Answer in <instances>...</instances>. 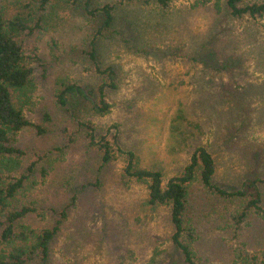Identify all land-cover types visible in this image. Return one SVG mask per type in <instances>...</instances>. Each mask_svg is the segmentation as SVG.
Masks as SVG:
<instances>
[{"label": "rangeland", "instance_id": "374dc122", "mask_svg": "<svg viewBox=\"0 0 264 264\" xmlns=\"http://www.w3.org/2000/svg\"><path fill=\"white\" fill-rule=\"evenodd\" d=\"M197 1L176 0L161 12L155 0H93V17L66 0L43 10L34 0H0L5 17L29 20L20 40L32 67L30 85L12 94L33 125L10 137L17 151L0 157L4 184L23 179L5 207L30 209L15 227L29 245L30 231L59 226L45 264H184L169 209L147 205L146 182L124 174L128 151L165 184L204 146L215 161L213 183L236 191L258 178L264 207V19H235ZM105 4L114 22L99 35ZM63 81L104 86L108 111L82 102L67 110L58 101ZM90 130L94 141L109 140V163ZM243 202L198 179L189 185L186 221L200 261L231 264L236 247L264 251L261 216L235 224ZM40 263L35 254L27 264Z\"/></svg>", "mask_w": 264, "mask_h": 264}, {"label": "trees", "instance_id": "16d2710c", "mask_svg": "<svg viewBox=\"0 0 264 264\" xmlns=\"http://www.w3.org/2000/svg\"><path fill=\"white\" fill-rule=\"evenodd\" d=\"M40 9H44L52 0H34ZM72 5L88 11L90 16L95 17V9H89L93 0H66ZM176 0H155V9L165 11L170 4ZM214 2V6L221 10L224 6L229 15L235 19L244 16L251 19H264V0L254 1L242 5L241 0H199L197 4L206 5ZM100 13V24L98 34L103 35L108 31L114 22L113 7L109 4L98 8ZM30 29L27 16L15 14L5 17L0 8V157L17 151L10 146V137L14 136L21 129L33 124L27 119L21 107L14 103L12 94L25 89L31 83L32 67L31 59L26 54L20 40L27 30ZM95 40L91 43V56L95 58ZM110 71V69H108ZM59 103L72 109L75 103H87L95 113H106L109 105L106 101L104 86L97 89L94 87H81L75 83L63 81L58 92ZM89 141L92 145L98 146L101 151L103 164L109 163L113 158L112 148L109 140L104 136L94 141L91 130L88 132ZM124 174L138 181L147 184L146 204L152 208L167 207L169 209L170 222L173 226L171 235L172 244L180 252L184 264H216L207 259L200 261L197 258L192 245L194 240V229L186 221L188 203V187L198 179L201 185L209 192L226 200L242 199L239 214L234 216L236 225L249 213H255L264 219V207L262 206V194L259 188L260 179H246L242 188L236 191L223 189L213 183L215 174V161L204 146L197 147L184 171L175 175L163 184L162 173L140 166L135 153L127 152V163ZM22 178L14 183L4 184L0 174V264H27L35 258V254L41 257V263L45 264L49 256L51 241L56 236L59 226L44 229L41 233L35 234L30 231L28 238L24 234L15 233L16 222L24 217L30 209L9 210L5 206L6 201L14 196V192L22 184ZM6 208V209H5ZM64 215V212H63ZM27 237V236H25ZM231 264H264V251L251 252L239 247L233 251Z\"/></svg>", "mask_w": 264, "mask_h": 264}]
</instances>
